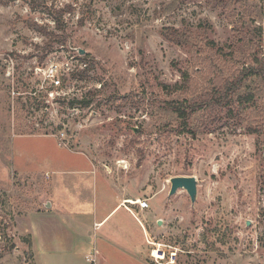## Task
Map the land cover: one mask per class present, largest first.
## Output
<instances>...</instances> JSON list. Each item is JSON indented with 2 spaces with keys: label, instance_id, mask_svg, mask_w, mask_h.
I'll use <instances>...</instances> for the list:
<instances>
[{
  "label": "rangeland",
  "instance_id": "obj_1",
  "mask_svg": "<svg viewBox=\"0 0 264 264\" xmlns=\"http://www.w3.org/2000/svg\"><path fill=\"white\" fill-rule=\"evenodd\" d=\"M166 28L249 63L264 54V0H0V264H35L20 230L52 183L49 199L64 192L84 213L147 200L151 264H264V97L178 118L172 106L190 100L180 72L215 50ZM51 64L53 97L41 89ZM194 67L199 84L214 77ZM174 176L195 177L194 203L169 195ZM120 219L136 228L116 208L104 230Z\"/></svg>",
  "mask_w": 264,
  "mask_h": 264
},
{
  "label": "crops",
  "instance_id": "obj_2",
  "mask_svg": "<svg viewBox=\"0 0 264 264\" xmlns=\"http://www.w3.org/2000/svg\"><path fill=\"white\" fill-rule=\"evenodd\" d=\"M93 170L81 172L96 175ZM56 188L59 185L52 183L47 189L53 194ZM49 192L42 201L43 207L30 211L26 226L20 230L28 234L31 243L25 248L33 252L35 264H151L148 258L150 236L139 220L145 209L119 199L114 208L104 214L97 210L84 213L70 207L72 199L62 195L64 192L56 193V200L49 199ZM116 208H124L128 222H134L136 228L132 229L125 219H120L104 230ZM135 229H140L142 235ZM89 256L95 260H87Z\"/></svg>",
  "mask_w": 264,
  "mask_h": 264
},
{
  "label": "trees",
  "instance_id": "obj_3",
  "mask_svg": "<svg viewBox=\"0 0 264 264\" xmlns=\"http://www.w3.org/2000/svg\"><path fill=\"white\" fill-rule=\"evenodd\" d=\"M59 16L55 15L53 20H59ZM164 35L170 42L177 45L215 50L213 56L209 55L207 60L192 59L191 65L180 72L182 83L177 86V89H184V93L190 97V100L184 98L185 106L183 107L182 104L172 106L178 118L186 121L188 118L199 116L201 119L204 117L203 121L210 117V111L221 112L223 110L232 116L238 107L244 106L241 108L244 112L249 108L245 106L255 104L259 96L264 97V54L260 58H252L249 63H239L236 59L227 57L223 52V47L217 46L213 40L196 38L191 31L166 28ZM193 66H195L196 73L202 75L207 72L214 74V77L205 81L204 85L199 84L192 80L189 74ZM262 110L264 111V108Z\"/></svg>",
  "mask_w": 264,
  "mask_h": 264
},
{
  "label": "built area",
  "instance_id": "obj_4",
  "mask_svg": "<svg viewBox=\"0 0 264 264\" xmlns=\"http://www.w3.org/2000/svg\"><path fill=\"white\" fill-rule=\"evenodd\" d=\"M57 74H58L57 65L51 64V65H49L46 68V70H44V74H43L44 75V80H43V82L44 83L45 82L50 83V88H47V86L42 85L41 89H43L45 91V93L47 95H49L50 97H53V95H54L53 92L55 90H57L60 87H62V79L59 76H57ZM61 135H63V134L61 133ZM47 177H48V174H46V178ZM136 203L135 204L138 205V207L141 208V209H146L149 206L147 200H145V199L144 200H137ZM155 250L157 252V249H154V248L151 251L153 257H156L159 260H162V259L165 258V255H166L165 251L162 254H160V255L157 254L156 256H154L153 251H155ZM86 258H87V260L92 261V262L95 260L93 256H89V257H86Z\"/></svg>",
  "mask_w": 264,
  "mask_h": 264
},
{
  "label": "water",
  "instance_id": "obj_5",
  "mask_svg": "<svg viewBox=\"0 0 264 264\" xmlns=\"http://www.w3.org/2000/svg\"><path fill=\"white\" fill-rule=\"evenodd\" d=\"M78 52L80 54L85 53L83 49H79ZM169 182V195L176 193L178 189H184L187 192L191 203H194L197 195V181L194 176H174L169 179ZM158 222H160V220Z\"/></svg>",
  "mask_w": 264,
  "mask_h": 264
}]
</instances>
